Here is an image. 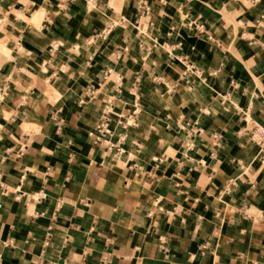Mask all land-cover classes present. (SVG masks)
<instances>
[{
  "label": "crops",
  "instance_id": "crops-1",
  "mask_svg": "<svg viewBox=\"0 0 264 264\" xmlns=\"http://www.w3.org/2000/svg\"><path fill=\"white\" fill-rule=\"evenodd\" d=\"M0 264H264V0H0Z\"/></svg>",
  "mask_w": 264,
  "mask_h": 264
},
{
  "label": "bare ground",
  "instance_id": "bare-ground-1",
  "mask_svg": "<svg viewBox=\"0 0 264 264\" xmlns=\"http://www.w3.org/2000/svg\"><path fill=\"white\" fill-rule=\"evenodd\" d=\"M13 10H15V9H13ZM41 10H42V9H41ZM40 12H41V11L38 10V13H35V11H34V13H32V14H38V15L40 14V15H41L43 12H42V13H40ZM31 16H32V15H31Z\"/></svg>",
  "mask_w": 264,
  "mask_h": 264
},
{
  "label": "rangeland",
  "instance_id": "rangeland-1",
  "mask_svg": "<svg viewBox=\"0 0 264 264\" xmlns=\"http://www.w3.org/2000/svg\"><path fill=\"white\" fill-rule=\"evenodd\" d=\"M5 54H6V55H8V52H7V51H5Z\"/></svg>",
  "mask_w": 264,
  "mask_h": 264
}]
</instances>
